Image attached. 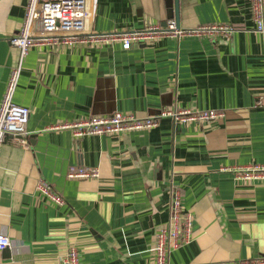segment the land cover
Masks as SVG:
<instances>
[{
	"label": "crops",
	"instance_id": "obj_1",
	"mask_svg": "<svg viewBox=\"0 0 264 264\" xmlns=\"http://www.w3.org/2000/svg\"><path fill=\"white\" fill-rule=\"evenodd\" d=\"M27 0H0V104L19 50ZM86 34L163 27L172 0H86ZM178 28L229 25L233 33L121 44L34 46L22 61L13 102L29 108L27 145L0 149V264H153L157 232L171 226V190L192 216L189 241L169 264H238L264 257V181L233 168L264 164V33L249 0H178ZM223 111L211 123H176L160 113ZM157 118L154 128L75 137L64 123L108 115ZM95 167V179H68ZM228 169V170H226ZM62 199L37 190L38 180Z\"/></svg>",
	"mask_w": 264,
	"mask_h": 264
},
{
	"label": "built area",
	"instance_id": "obj_2",
	"mask_svg": "<svg viewBox=\"0 0 264 264\" xmlns=\"http://www.w3.org/2000/svg\"><path fill=\"white\" fill-rule=\"evenodd\" d=\"M251 20L258 32L264 33V0H249ZM90 12L86 0H27L22 24L8 40L9 44L19 50L17 66L11 69L6 89L0 104V149L6 136L18 138L20 144L27 145L25 126L28 122L30 110L17 105L13 97L22 67V61L28 50L34 46H65L77 44L113 45L121 44L123 50L131 48L132 43L140 40H159L165 38H181L188 35L205 36L220 34L229 37L234 28L229 25L202 26L192 31H185L176 27L174 18L165 22L163 27L147 25L140 31L118 33L86 34V24ZM256 107H262L261 99L255 101ZM170 115L176 123L197 122L211 123L224 116L223 111L180 110L174 113L164 111L160 116ZM157 118H136L133 114L113 112L108 115H92L88 118L54 126L55 129L70 128L75 137L87 135H117L126 131H141L156 127ZM228 170V169H226ZM237 180L252 182L264 181V164H252L233 168ZM68 179H95L98 168L81 167L69 168L66 173ZM36 188L47 195L56 204H62V199L56 195L49 184L38 180ZM171 226L160 229L155 237L153 246V264H169L168 258L172 249L180 247L189 241L193 227L191 214L183 211L181 194L178 188L171 190L170 201ZM11 246L9 238L0 234V250ZM62 264H79L78 251L68 250L61 259ZM238 264H264V257L241 261Z\"/></svg>",
	"mask_w": 264,
	"mask_h": 264
},
{
	"label": "water",
	"instance_id": "obj_3",
	"mask_svg": "<svg viewBox=\"0 0 264 264\" xmlns=\"http://www.w3.org/2000/svg\"><path fill=\"white\" fill-rule=\"evenodd\" d=\"M173 2V16H174V20H175V23H176V27H179L178 26V22H179V8H178V0H172ZM6 249V248H5Z\"/></svg>",
	"mask_w": 264,
	"mask_h": 264
},
{
	"label": "rangeland",
	"instance_id": "obj_4",
	"mask_svg": "<svg viewBox=\"0 0 264 264\" xmlns=\"http://www.w3.org/2000/svg\"><path fill=\"white\" fill-rule=\"evenodd\" d=\"M21 70H22V68H21Z\"/></svg>",
	"mask_w": 264,
	"mask_h": 264
}]
</instances>
